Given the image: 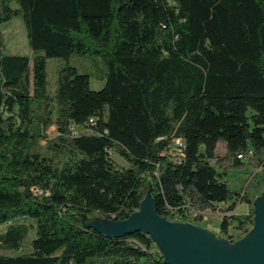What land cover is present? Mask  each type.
<instances>
[{
  "label": "trees",
  "instance_id": "16d2710c",
  "mask_svg": "<svg viewBox=\"0 0 264 264\" xmlns=\"http://www.w3.org/2000/svg\"><path fill=\"white\" fill-rule=\"evenodd\" d=\"M16 18L31 54L5 53L0 32V252L34 238L0 264H169L145 233L90 225L126 220L146 192L169 222L246 204L219 233L250 230L264 191V0H0V26ZM72 55L104 60L101 89ZM49 59L65 62L53 96ZM245 167L260 171L231 190Z\"/></svg>",
  "mask_w": 264,
  "mask_h": 264
},
{
  "label": "water",
  "instance_id": "95a60500",
  "mask_svg": "<svg viewBox=\"0 0 264 264\" xmlns=\"http://www.w3.org/2000/svg\"><path fill=\"white\" fill-rule=\"evenodd\" d=\"M253 205V232L235 245L228 244L226 240H215L202 228L173 224L157 215L152 204L150 211L134 212L126 220L115 222L111 230H105L94 222L90 225L107 236L145 233L169 264H264V195L258 197Z\"/></svg>",
  "mask_w": 264,
  "mask_h": 264
},
{
  "label": "rangeland",
  "instance_id": "374dc122",
  "mask_svg": "<svg viewBox=\"0 0 264 264\" xmlns=\"http://www.w3.org/2000/svg\"><path fill=\"white\" fill-rule=\"evenodd\" d=\"M0 32L2 35L3 42L5 44V53L7 54L22 53L26 55L31 54L29 47L27 45L25 25L23 24L20 18L13 19L10 22L1 25ZM64 63H65L64 61L59 59H49L47 61V80H48L47 90L50 96H53L54 94L57 69L59 66L64 65ZM68 64L75 67L78 70V72L89 75L91 89L99 90L103 87V82L99 83L103 77V74L106 73L107 70L106 64L104 63L103 59L72 55L69 58ZM83 130L84 129L82 128L76 127L72 132V135L80 134L81 132H83ZM47 135L50 139H53L55 137V131L53 126L48 127ZM45 145H46L45 141H41L39 143V148L41 149V151H45ZM217 153L219 156L224 154V148L222 147V145L218 147ZM110 158L117 165V167L120 168L129 167L128 163L125 162L122 158H120L114 151L110 152ZM258 171H260V168L258 167H253V168L245 167L241 170H231L226 178L229 188L231 190L243 192L248 186L253 175ZM263 195H264V191L259 196H257L255 200ZM150 209H151L150 196L148 192H146L143 201L141 202V206L136 212L138 211L147 212L150 211ZM206 211L207 213H204ZM204 212L200 214L202 216L201 222L194 221L192 218L194 216L193 215L194 213H192L191 218L185 223L179 221H173L171 223L178 225L186 224L188 226L202 228L207 232L211 233L215 240L224 241L226 239L219 233L218 230L221 222V218L224 215L227 216L230 214H235V215L246 214L248 213V206L246 204L238 202L233 212H226L225 205L218 204L216 205L215 213H213V211L211 210H205ZM90 221L94 222L95 224L99 225L101 228L105 230L113 229L115 226L114 224H116L114 221L110 219L98 218V217L92 218ZM233 226L234 223H232L231 227L229 228V233L232 235V241L228 242V244L230 245L238 244L245 237H247L253 232V227H251L250 230L245 235H241L233 229ZM5 230H6V225L0 226V232H4ZM28 236L29 237L27 241H25V243L22 245L21 249L18 252L6 251L0 253L10 256L20 255L21 253H30L31 248L29 241H31L34 238V231L32 233H29Z\"/></svg>",
  "mask_w": 264,
  "mask_h": 264
},
{
  "label": "built area",
  "instance_id": "2783aa9c",
  "mask_svg": "<svg viewBox=\"0 0 264 264\" xmlns=\"http://www.w3.org/2000/svg\"><path fill=\"white\" fill-rule=\"evenodd\" d=\"M89 122L92 123V119H90ZM73 131H74V129H72V132ZM173 146L176 147L177 153H180L181 152V147L183 146V144H182V142L179 139H177V140H175ZM237 158L238 159H245V157L242 156V155H238Z\"/></svg>",
  "mask_w": 264,
  "mask_h": 264
},
{
  "label": "crops",
  "instance_id": "0c3cea01",
  "mask_svg": "<svg viewBox=\"0 0 264 264\" xmlns=\"http://www.w3.org/2000/svg\"><path fill=\"white\" fill-rule=\"evenodd\" d=\"M101 82H103L102 80L99 82V83H101ZM220 145H222V147H224V145L223 144H219L218 146H220ZM204 213H207V211L206 212H204ZM213 213H215V211L213 212ZM242 215V214H241ZM219 230V229H218Z\"/></svg>",
  "mask_w": 264,
  "mask_h": 264
}]
</instances>
